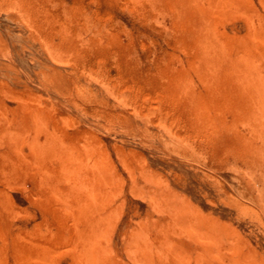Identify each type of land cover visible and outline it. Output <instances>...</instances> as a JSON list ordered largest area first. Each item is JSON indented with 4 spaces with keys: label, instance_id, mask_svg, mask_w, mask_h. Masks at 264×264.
<instances>
[{
    "label": "rangeland",
    "instance_id": "1",
    "mask_svg": "<svg viewBox=\"0 0 264 264\" xmlns=\"http://www.w3.org/2000/svg\"><path fill=\"white\" fill-rule=\"evenodd\" d=\"M195 3L213 64L175 0H0V264H87L88 213L103 264H264V105L230 68L251 47L264 82V0Z\"/></svg>",
    "mask_w": 264,
    "mask_h": 264
},
{
    "label": "bare ground",
    "instance_id": "2",
    "mask_svg": "<svg viewBox=\"0 0 264 264\" xmlns=\"http://www.w3.org/2000/svg\"><path fill=\"white\" fill-rule=\"evenodd\" d=\"M175 3H177L178 7L180 8L182 17L185 20L186 24L188 25L187 27L191 31H193L192 33H194L193 34L194 35V41L196 43H198L199 46L202 45V47H204L205 54L207 55V58L210 60L212 59L211 64H213V60H215L219 55L216 53V51H213L210 53V46L209 45L212 44V42H215L214 38L212 36L213 27H211V25L207 22V20L203 19L202 16L200 15L201 12H203V10L195 3V0H175ZM216 5H219V3H216ZM251 33H252V34H250L251 38H254L253 34H255V33H256L254 35L255 38L258 37L257 34L258 35L261 34L264 37V30H262V29H260L259 32H251ZM260 38H261V36H260ZM12 42H13L12 44L14 47L18 46L19 42L17 39L12 37ZM259 49H261V48H259ZM254 50L255 49H253L251 47L248 48V51H246V55H245L246 56V60L244 61L245 63L242 64L240 61H235V62L230 63V65H231L230 68L233 72L237 73V74H233V76L236 77L238 80L237 84H238V87L240 89V92H242L241 94L243 96V103L245 104V106L247 108L248 118L251 119L250 121H252L253 126L255 127L256 123L253 122L254 120L256 121V118H257L255 110H257L258 107L262 108V106H261L262 104L264 105V82L261 79L260 72H258L260 65L258 64L257 53L255 54ZM24 62H26V61H24ZM24 62L21 61L20 62L21 65L24 66L25 65ZM31 65H32V63H31ZM235 69L237 71H235ZM261 111H262V114H264V112H263L264 110L262 109ZM243 118H244V116H243ZM258 121H259V119L256 122L258 123ZM259 127L260 126H258L257 128H259ZM258 158H259V156H258ZM82 212H83V210H82ZM85 212H86V210H85ZM88 214L85 215L86 218L85 217L82 218L83 219L82 223L85 225V227H84V229L81 230V232H78V241H79L78 244H79V247L81 248V250L86 249V250H89L91 252L89 255L85 254L83 257V260H85L87 262V264H103L104 262L106 263L108 261V258H106V255L104 253L105 250H103V247H102L100 242H101V238L104 236L105 229L107 228L108 223H107V221H105V219H103L101 217H98V216L94 217V216H91ZM108 221H109V219H108ZM205 225H206V223H205ZM209 225H210V223H209ZM209 225L208 226L206 225V226L209 227ZM210 226H212V225H210ZM108 227L110 228L109 225H108ZM211 233H214V232H211ZM46 254L48 255V252ZM199 256H201V255H198V257ZM107 264H110V261Z\"/></svg>",
    "mask_w": 264,
    "mask_h": 264
}]
</instances>
